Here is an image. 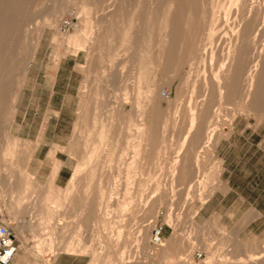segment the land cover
I'll list each match as a JSON object with an SVG mask.
<instances>
[{
    "label": "rangeland",
    "instance_id": "obj_1",
    "mask_svg": "<svg viewBox=\"0 0 264 264\" xmlns=\"http://www.w3.org/2000/svg\"><path fill=\"white\" fill-rule=\"evenodd\" d=\"M81 2L9 0L7 13L0 9V223L32 245L31 258H50L51 234L54 242L74 239L73 212L85 207L91 259L95 250L99 259L110 252L115 264H180L132 239H111L117 225L104 219L118 220L119 206H140L155 216L149 237L157 224L162 242L176 232L179 248L196 239L209 249L207 240L230 236L234 255L217 264H237L250 251L264 264L263 230L241 220L253 201L264 209L263 7L256 0H84L88 12ZM251 26L253 65L226 73L228 39ZM28 130H71L63 188L53 185L60 164L29 166ZM141 134L145 142L132 146ZM68 196L66 215L54 210L57 223L49 225L43 208L55 199L68 207ZM193 250L186 264H214Z\"/></svg>",
    "mask_w": 264,
    "mask_h": 264
},
{
    "label": "crops",
    "instance_id": "obj_2",
    "mask_svg": "<svg viewBox=\"0 0 264 264\" xmlns=\"http://www.w3.org/2000/svg\"><path fill=\"white\" fill-rule=\"evenodd\" d=\"M60 72V66L57 69V73L55 75V80L58 77ZM61 112L59 111V115ZM60 118V116H58ZM71 134V130H28L25 133L24 139L31 145V148L34 149L33 154V162H30L29 166H51L53 164H60L59 170L55 174L53 185L56 188H63L66 186V183L70 179L69 172V155L65 152V148L69 142V136ZM50 152H54L53 155H50ZM47 159H51L54 161L53 163H46ZM58 198V197H57ZM244 199L242 198V202ZM45 210L44 215L49 216V225L53 226L55 223V219L58 217L54 216V210H62L63 215L65 213V207L61 206H51L44 207ZM80 212V213H79ZM75 220H77V224L75 227V238L69 240H55V235L51 234L50 240H48V246L50 253L52 255L50 258L37 257L31 258L28 254V251L31 249L32 245L29 243H25L18 234L15 235L17 251L15 253L14 259L11 264H20L27 262H48L49 264H115L114 260L109 258L110 252L106 253V258L99 259L96 251L94 250V257L91 259V256L87 253H84V247L87 246L85 244L84 239V207H80L79 211H74ZM72 214V215H73ZM108 213L107 215H109ZM116 218L118 220L105 222V219L102 224L104 226L107 225H117L115 229L111 232V239L116 243L121 241H126L132 239V242L137 244V246H143L146 253H150L152 256L157 257L159 255L166 256V259L170 263L179 262L180 264H186L189 262L194 253V248H199L204 250L205 253V261L206 263H216V260L223 254V256H233L234 250H236L237 244H235L232 237L227 236L223 239H220L218 242H214L213 240H207L209 244V249L203 248L201 244L195 239V244L186 245L184 247L179 248L177 245L176 232H173L171 236L166 239L164 242H161L160 251H152V247L154 246L151 241V235L149 237V229L151 228V224L155 216L153 214H148L144 211V209L140 206L138 207H122L119 206V210L117 211ZM62 216L59 217V220H63ZM246 217V218H245ZM150 219V220H149ZM246 220L248 229L251 226H257V229H262L264 232V209H260L256 202L253 201L251 207L247 208L246 211L241 212V220ZM44 225H48L45 223ZM143 227V228H141ZM143 229L142 233L140 232ZM244 229V228H241ZM142 234V238L139 237V234ZM100 238V234L97 235ZM124 245V244H123ZM125 246V245H124ZM247 247V246H246ZM248 248V247H247ZM225 250V252H223ZM162 251V252H161ZM123 251L120 250V254ZM124 253V252H123ZM175 253L177 254L175 256ZM198 254V253H197ZM196 254V255H197ZM258 254V255H257ZM195 255V256H196ZM198 255H201L198 254ZM259 257V253H255L250 251L245 256H239L237 264L243 258H247L249 256ZM222 256V257H223ZM242 257V258H241ZM182 259V260H180ZM262 257L260 256L255 264H261ZM186 262V263H185Z\"/></svg>",
    "mask_w": 264,
    "mask_h": 264
},
{
    "label": "bare ground",
    "instance_id": "obj_3",
    "mask_svg": "<svg viewBox=\"0 0 264 264\" xmlns=\"http://www.w3.org/2000/svg\"><path fill=\"white\" fill-rule=\"evenodd\" d=\"M77 1V0H76ZM82 2H81V9H82V11H88L89 12V10L90 9H88V7H90V8H93V6L92 5H88L87 4V2H84V0H81ZM8 2H9V0H0V9H2V8H4L5 9V13H7V11H8ZM256 2H257V4L258 5H261L262 7H263V9H264V0H256ZM60 5H62V2H59V4L58 5H56V8L58 7V6H60ZM85 7L87 8V9H85ZM14 11V10H13ZM1 12V11H0ZM2 13V12H1ZM11 13V12H10ZM15 13V12H14ZM182 13H184V11L182 12ZM1 15V14H0ZM189 17V16H188ZM226 17H228L227 15H226ZM10 18V17H9ZM189 18H191V17H189ZM187 21V20H186ZM10 22V21H9ZM188 22V21H187ZM3 24H4V22H3ZM1 25V24H0ZM250 27V26H249ZM3 28V27H2ZM4 29V28H3ZM87 29V30H86ZM85 29V31H88V27ZM236 33V36H235V38L234 39H232V37L231 38H229L228 39V45L230 46L231 45V43H232V41H234V46L233 47H231V49L230 48H227V50H226V55H225V57H223V60H222V62H220V65H222V67L226 70V73H227V71L228 70H230V69H232L233 67H238L239 69H242L244 66L245 67H248V66H251V65H253V63H254V61H255V58H256V55H257V50H255L254 49V43H255V35H254V26H251V28L246 32V33H244V35L243 34H240V32L239 31H236L235 32ZM162 44H164V43H162ZM166 44V43H165ZM175 45V44H174ZM237 45H238V47H237ZM154 57V58H153ZM153 57H151L150 58V61L151 62H157V59H158V53L157 54H154V56ZM195 58V57H194ZM164 61V60H163ZM189 67H191V65L189 64L188 65ZM254 81H255V78L253 79ZM253 80L251 81V83H250V85L248 86V89H247V92H248V94H250V95H254L255 94V92L254 91H251V86H253ZM229 81H230V79H228V85H226V86H230V84H229ZM226 86H225V88H226ZM152 93V92H151ZM137 94H138V97H140V95H141V89L140 88H138V90H137ZM153 95V94H152ZM152 95H151V97H152ZM228 95V94H227ZM246 95V94H245ZM153 98V97H152ZM151 98V101L153 100ZM228 98H226V100H227ZM136 101V100H135ZM138 103V105L139 106H141L142 104L140 103V101L139 102H137ZM112 121V118H110V122ZM139 130V129H138ZM141 130V129H140ZM104 139V138H103ZM136 142H138L137 144H138V148L139 147H141V145H142V143L143 142H145V137L141 134V135H139L138 136V138H131L130 139V143H131V145L132 146H134L135 147V145H136ZM127 144V143H126ZM129 147H131V146H129ZM113 154V153H112ZM142 157V152L140 151V149L138 150V152H134L133 153V155H132V157H131V159H130V161H131V164H132V167H134V164L136 163V161L139 159V158H141ZM94 159V158H93ZM97 159V158H96ZM109 159V158H108ZM87 162V161H86ZM71 192V191H70ZM71 196V195H70ZM64 201H66L65 203H67L68 204V207H65V208H69L70 207V204L72 203V199H70V197L68 196L67 198H65V200ZM75 201V200H74ZM51 203V202H50ZM59 200H57L56 201V199H55V201H53L52 203H51V206H60L59 205ZM67 206V205H66ZM85 208V207H84ZM79 211V210H78ZM80 213V212H79ZM150 220V219H149ZM141 228H143V227H141ZM142 231H143V229L140 231L141 233H142ZM139 234V237L140 238H142L143 236H142V234ZM162 242V241H161ZM153 244V243H152ZM161 244V243H160ZM160 244H153L154 246L152 247V251H160L161 250V247L160 246H158V245H160ZM162 252V251H161ZM205 253H207V252H205ZM193 254V253H192ZM258 255V254H257ZM15 256V255H14ZM201 256V255H200ZM256 256V255H255ZM255 256H253V255H251V256H249V257H245V258H243V259H241L240 261H239V264H255L256 263V261L258 260V258L257 257H255ZM196 257H198V255H196ZM192 258V257H191ZM242 258V257H241ZM13 259H14V257H13ZM13 259H12V261H13ZM12 261H11V263H12ZM10 263V264H11ZM186 263V262H185Z\"/></svg>",
    "mask_w": 264,
    "mask_h": 264
},
{
    "label": "built area",
    "instance_id": "obj_4",
    "mask_svg": "<svg viewBox=\"0 0 264 264\" xmlns=\"http://www.w3.org/2000/svg\"><path fill=\"white\" fill-rule=\"evenodd\" d=\"M71 27V22L66 20L62 28L67 30ZM163 224H157L151 232V241L153 244H160L163 235ZM17 251L16 239L9 227L0 223V264H10ZM201 256L198 255V258Z\"/></svg>",
    "mask_w": 264,
    "mask_h": 264
}]
</instances>
